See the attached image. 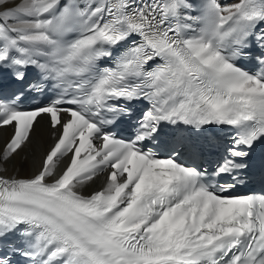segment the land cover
Listing matches in <instances>:
<instances>
[{"label": "snow or ice", "instance_id": "1", "mask_svg": "<svg viewBox=\"0 0 264 264\" xmlns=\"http://www.w3.org/2000/svg\"><path fill=\"white\" fill-rule=\"evenodd\" d=\"M253 52L264 66V0H0V85H19L0 88V264H264V195L232 192L264 141V68L239 65ZM25 90L51 98L25 110ZM137 103L134 138H118L106 125ZM164 125L188 135L159 158ZM225 126L211 172L179 161L200 155L193 132Z\"/></svg>", "mask_w": 264, "mask_h": 264}, {"label": "bare ground", "instance_id": "2", "mask_svg": "<svg viewBox=\"0 0 264 264\" xmlns=\"http://www.w3.org/2000/svg\"><path fill=\"white\" fill-rule=\"evenodd\" d=\"M38 120L39 123L36 125V132L33 135V141H34L33 146L36 148L37 153L43 151V148L46 146V144L49 142L50 139V134L47 131L48 125L46 123V120L42 118H39ZM9 132L10 129H6V128L0 131V145H3L5 139L8 137ZM33 146H29L28 148H26L25 151L20 154V157H17L16 159L19 160L23 158L26 154H30ZM13 165H15L16 169H19L18 174L21 176H30L32 174L33 170L30 166H25L21 168L20 165L16 163V161H13L12 164L8 165L9 174L13 173ZM101 178L102 176H100L99 179ZM97 180L91 182L88 185L90 186L89 187L90 191L100 188V186L97 184Z\"/></svg>", "mask_w": 264, "mask_h": 264}]
</instances>
